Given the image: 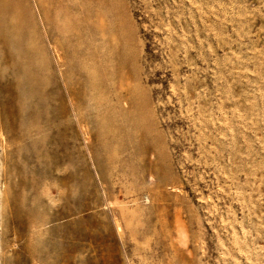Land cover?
<instances>
[{"label": "rangeland", "instance_id": "rangeland-1", "mask_svg": "<svg viewBox=\"0 0 264 264\" xmlns=\"http://www.w3.org/2000/svg\"><path fill=\"white\" fill-rule=\"evenodd\" d=\"M9 1L0 264H264V0ZM95 12L128 113L88 56Z\"/></svg>", "mask_w": 264, "mask_h": 264}, {"label": "bare ground", "instance_id": "bare-ground-1", "mask_svg": "<svg viewBox=\"0 0 264 264\" xmlns=\"http://www.w3.org/2000/svg\"><path fill=\"white\" fill-rule=\"evenodd\" d=\"M3 1H5L4 4L6 8L8 9L17 8L15 2L9 0H3ZM97 4H99L100 6H105V1L99 0ZM76 8H80V7L77 6ZM94 15H95L93 17L94 25L92 29L93 49L91 50V54L88 56L93 57L96 63L99 65H101L105 61L108 63L107 65L104 66V71H103L104 75L108 74L109 76V80L104 87L106 94L108 96V99H110V102H113V104L115 105L113 106L117 110L123 113H128L134 107V102L132 101V94H131L132 90L130 89L129 86H127L126 81L134 80L133 73L129 72L128 65L124 63L125 57L123 55V50L120 49L119 44L117 42L111 44L112 59H110L111 57L108 55L109 57H107L106 60L107 54L105 52V47H107V45L109 44V38L107 36L109 30L107 28L104 15L99 14L98 12H95ZM14 206L12 208V216H10V218L8 219L10 221L12 220V223L14 224H17L19 226H24L25 221L18 212L19 209L15 208ZM1 217L3 221L4 216L0 212V219ZM4 235H5V227L3 229L0 228V237Z\"/></svg>", "mask_w": 264, "mask_h": 264}]
</instances>
